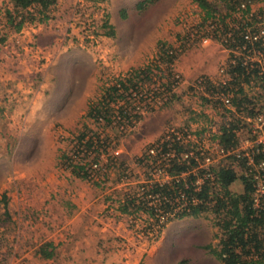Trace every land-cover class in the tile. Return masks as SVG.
Masks as SVG:
<instances>
[{
    "label": "rangeland",
    "instance_id": "374dc122",
    "mask_svg": "<svg viewBox=\"0 0 264 264\" xmlns=\"http://www.w3.org/2000/svg\"><path fill=\"white\" fill-rule=\"evenodd\" d=\"M140 1L56 0L41 15L0 0V264H220L207 247L217 243L213 215L163 223L153 209L121 208L132 198L155 203L150 149L170 126L198 129L200 141L179 145L188 150L209 147V133L240 119V140L252 144L253 118L217 93L230 53L264 74L262 54L231 50L218 34L242 16L251 23L249 13L264 26V0H245L246 14L236 9L242 0H208L211 16L193 0ZM50 71L59 76L45 78ZM112 85L121 95L109 100ZM263 85H243L255 110ZM213 155V166L241 170ZM45 243L51 258L41 257Z\"/></svg>",
    "mask_w": 264,
    "mask_h": 264
},
{
    "label": "trees",
    "instance_id": "16d2710c",
    "mask_svg": "<svg viewBox=\"0 0 264 264\" xmlns=\"http://www.w3.org/2000/svg\"><path fill=\"white\" fill-rule=\"evenodd\" d=\"M10 1L15 11L32 8L41 15L56 3V0ZM155 1L142 0L139 2L138 8L145 7ZM193 1L204 10L207 16H211L214 9L208 0ZM231 3H225L226 6L231 8L228 9L227 15H231L235 11L236 3L233 1ZM248 12L249 5L243 11V14ZM8 15L11 21V13H8ZM255 16L256 14L252 13L251 18L254 21L251 23L244 22L247 19L242 16L241 21H237V26L230 29L224 24V29L219 32L218 37L224 38L226 47L231 50L239 49L251 53L259 51L264 61V37H259L257 40L245 37L259 32L257 31L258 25L255 22L257 21ZM23 19L22 16V20L17 23L16 29L21 27ZM259 22L261 23L262 20H259ZM227 72V81L219 85L222 92L229 94L230 104L235 107L236 112L244 110L243 112L250 118H256L259 114L264 113L262 111L264 106L255 110L256 104L243 90V85L254 77L264 82V74L261 72L258 63L255 61L252 63L246 62L243 54L230 53ZM119 84L125 90L128 89L124 83L120 82ZM119 91L118 86H110L106 91L109 100H113L116 95L117 97L120 96ZM252 103L253 105L249 108ZM104 109V111L97 109L93 113H96V116L104 115L101 112H106L107 108ZM122 110V106L117 109L121 115ZM90 113L94 115L92 112ZM239 123H241L240 119L223 123L219 128V132L213 134V139L225 150L238 148L240 141H242L239 136V129H241ZM251 139L252 144L244 150L239 149L237 151L238 156L235 153L228 156L239 163L241 170L230 163H219L212 166L213 179L208 178L203 181L199 189L195 190L192 183L195 182L196 176L189 172L190 169L197 166L195 160L190 159L188 163L187 161H172L167 171L170 176H177V178L172 179L170 183L165 185L157 184L154 188L155 192H158L160 188L161 193H165L167 196L165 211H172L176 206L180 207V211L175 213L174 219L184 216L197 217L204 213L213 215V226L216 228L214 239L217 240V243L215 247L212 244L207 247L210 253L219 260L220 264H264V192H259L256 185L257 181L261 180L264 188V170L258 166L259 163L264 162V143H256L255 135ZM183 149L181 147L177 148L176 152L180 153ZM244 153H248V156ZM182 173H187V175L182 176ZM198 174L201 175V169ZM82 175L85 176L86 172ZM185 183L188 185L186 189L187 199L185 203L181 199L176 201L177 192L184 187ZM237 183H239V188L232 189L233 185ZM256 199L258 200L257 205ZM126 202L121 208L123 212H127L130 207L135 210L141 208L150 213L154 209L153 206L146 207L141 203L135 204L133 198L127 199ZM5 213H7V210ZM39 252L42 258H51L54 254V246L52 243H45L40 247Z\"/></svg>",
    "mask_w": 264,
    "mask_h": 264
},
{
    "label": "built area",
    "instance_id": "2783aa9c",
    "mask_svg": "<svg viewBox=\"0 0 264 264\" xmlns=\"http://www.w3.org/2000/svg\"><path fill=\"white\" fill-rule=\"evenodd\" d=\"M249 2V1H248ZM248 2H245V0H242L237 4L236 9H240L241 12L247 9ZM252 13H249V17L251 19ZM258 17V15L255 16V19ZM260 18L264 19V14L259 15ZM253 21V19H252ZM257 24V23H256ZM257 33L250 34L248 36H245L246 38L257 40L259 37H264V26L257 24ZM237 26V24L234 25V27ZM224 38H222V41ZM217 96L219 99L223 102L224 105L230 104V96L228 93L224 92H218ZM253 135L256 136L255 142L256 143H264V131H263V125H264V113L259 114L256 116V118H253ZM210 138H212L213 134L209 133ZM209 137V136H208ZM163 142L157 144L156 148L150 149V155L152 156V166L150 168V177H155V181L159 185H165L167 183H170V181L174 178H177V176H170L169 172L167 171V168L171 165L172 161L180 162V161H187L189 162L190 159H194L197 163V166L193 169H190V173H192L194 176H196V180L193 184L195 187V190L199 189V186L202 184L203 181L207 180L208 178L213 179L212 174V166H213V159L214 155L213 152L219 156L225 155L224 157H228L230 154H237V151L239 149H246L245 146L248 144V140L240 141V145L238 148L234 150H225L223 149L215 139L210 140V146L205 148L204 146L196 148V146H192L190 149H183L180 153L176 152L177 148H180L179 145H187L189 141H196L199 140V135L195 132H188L185 129H179L174 126H170L166 130L165 136L162 138ZM196 139V140H195ZM250 142V141H249ZM251 145V144H250ZM249 145V146H250ZM204 147V148H203ZM182 148V147H181ZM239 154H237L238 156ZM244 155L248 156V153H244ZM222 157V156H221ZM148 167V165H146ZM259 168L264 170V162H261L258 164ZM201 169V175L198 174V171ZM182 176L187 175V173H182ZM163 181V182H160ZM257 190L259 192H264V188L262 185V181H257ZM188 188V185L185 183L184 187L182 189H179L176 196V201L181 199V201H186L187 199V192L186 189ZM162 191V190H161ZM161 191L156 192L153 191V197L155 198V203L153 204V211L154 214L157 216L159 222L162 221L163 223L166 221H169L170 219L174 218L175 213L180 211V207L176 206L172 211H165L166 207V201L167 196L165 193H161ZM170 203V202H169ZM258 204V200L256 199V205Z\"/></svg>",
    "mask_w": 264,
    "mask_h": 264
},
{
    "label": "crops",
    "instance_id": "0c3cea01",
    "mask_svg": "<svg viewBox=\"0 0 264 264\" xmlns=\"http://www.w3.org/2000/svg\"><path fill=\"white\" fill-rule=\"evenodd\" d=\"M45 37V39L47 40V41H49V39L51 38V36L50 35H45L44 36ZM58 75V72L56 71H53V74L51 73V71H50V75L46 72L45 74H44V76H45V78H49V79H54L56 76ZM59 76V75H58ZM48 79V80H49ZM54 87H55V81H53L52 82V85H50V84H46V86H44V88H45V90H47L48 91V93L51 95L54 91H53V89H54ZM195 133L196 134H198V129H196L195 130ZM161 133H160V130H159V132H158V134L157 135H160ZM157 137H159V136H157ZM200 141V140H199ZM77 207V206H76Z\"/></svg>",
    "mask_w": 264,
    "mask_h": 264
}]
</instances>
